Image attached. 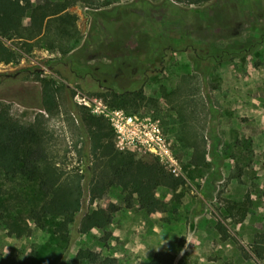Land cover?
<instances>
[{"label":"rangeland","instance_id":"1","mask_svg":"<svg viewBox=\"0 0 264 264\" xmlns=\"http://www.w3.org/2000/svg\"><path fill=\"white\" fill-rule=\"evenodd\" d=\"M97 2L103 6L80 3L69 11L78 17L81 38L65 55L40 48L28 53L18 41L7 43L21 60L0 65V102L30 124L42 113L37 72L68 87L62 114L45 118L58 163L87 179L82 211L66 239L55 233L60 218L47 219L45 230L32 225L24 239L0 230V264H74L81 249L120 264H163L156 259L161 253L174 257L173 264H264L252 256L245 260L249 254L243 252L264 234V0H213L200 7L169 0ZM24 16L29 25L26 8ZM148 74L152 78L146 80ZM185 75L193 78L196 126L208 145L207 162L199 168L188 166L192 151L183 145L181 119L166 100ZM142 84L146 95L159 101L161 113L148 109L137 116L159 125L183 166L186 185L160 190L165 209L150 213L135 196L118 190L93 205L88 161L78 153L89 145L76 106L84 99L101 100L96 95L102 90L124 92ZM0 189L9 200L16 194L33 199L36 185L0 173ZM111 205L118 213L108 246L100 232L79 233L87 213ZM220 221L231 237L227 241L216 228Z\"/></svg>","mask_w":264,"mask_h":264},{"label":"trees","instance_id":"2","mask_svg":"<svg viewBox=\"0 0 264 264\" xmlns=\"http://www.w3.org/2000/svg\"><path fill=\"white\" fill-rule=\"evenodd\" d=\"M169 1L176 5L200 7L213 0ZM80 3L90 8L103 6L98 5L97 0H36L35 5L32 0H0V65L20 63L21 56L8 46L9 42H20L28 53L40 48L52 54H67L81 38L78 17L69 12ZM111 4L107 2L105 6ZM25 8L30 12L29 25L25 24ZM36 74L42 88V113L33 123L20 122L12 115L11 107L0 102V173L7 179H23L36 185L33 199L16 194L9 200L7 192L0 189V230L12 238L24 239L31 235L32 225L36 230H45L47 219L60 218L62 222L55 233L66 239L82 211L87 177L80 170L65 169L58 163L45 118V115L53 118L62 114L65 94H70V90L54 80L42 78L41 73ZM145 76L146 80L152 78L150 74ZM192 80L191 75L182 77L177 89L166 100L181 119L183 145L192 151L188 166L199 168L207 162L208 145L196 126L198 119ZM143 84L124 92L105 89L96 96L111 108L128 114L139 115L148 109L161 113L159 101L146 95ZM74 95L71 93L72 98ZM76 115L89 145V149L78 153L88 161V194L93 205L110 191L118 190L135 196L141 209L150 213L153 208L165 209V204L157 196L160 190L177 191L186 185L185 179L169 173L156 157L118 150L117 136L105 117L95 116L85 106H76ZM117 213L118 209L113 205L90 211L82 218L79 233L100 232L101 243L108 246ZM216 228L225 241L231 239L223 221L217 222ZM243 252L249 254L244 256L245 260L253 257L263 261L264 234L258 233L249 251L243 248ZM156 259L163 264L174 263V257L165 253L158 254ZM73 263L120 264L114 258H105L89 249H81Z\"/></svg>","mask_w":264,"mask_h":264},{"label":"built area","instance_id":"3","mask_svg":"<svg viewBox=\"0 0 264 264\" xmlns=\"http://www.w3.org/2000/svg\"><path fill=\"white\" fill-rule=\"evenodd\" d=\"M81 106L89 108L95 116L109 120L117 136L115 143L118 150L152 155L176 178L184 177L183 166L171 151L157 123L113 109L102 99H84Z\"/></svg>","mask_w":264,"mask_h":264}]
</instances>
